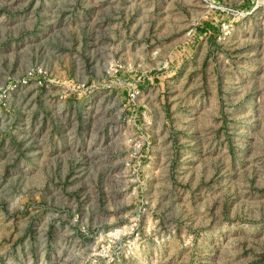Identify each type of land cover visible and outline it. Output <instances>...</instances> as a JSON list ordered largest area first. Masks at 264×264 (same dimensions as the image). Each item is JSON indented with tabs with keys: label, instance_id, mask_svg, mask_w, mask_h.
<instances>
[{
	"label": "rangeland",
	"instance_id": "obj_1",
	"mask_svg": "<svg viewBox=\"0 0 264 264\" xmlns=\"http://www.w3.org/2000/svg\"><path fill=\"white\" fill-rule=\"evenodd\" d=\"M0 264H264V0H0Z\"/></svg>",
	"mask_w": 264,
	"mask_h": 264
}]
</instances>
